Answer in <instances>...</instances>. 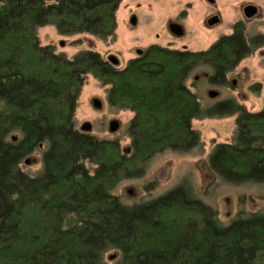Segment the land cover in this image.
I'll return each mask as SVG.
<instances>
[{"label": "trees", "instance_id": "obj_1", "mask_svg": "<svg viewBox=\"0 0 264 264\" xmlns=\"http://www.w3.org/2000/svg\"><path fill=\"white\" fill-rule=\"evenodd\" d=\"M120 2L0 0V264H105L111 249L117 264H264L260 210L223 222L186 181L131 204L114 192L156 154L198 147L193 119L231 114L235 133L214 144L208 166L232 185L264 183V107L251 111L232 97L205 104L188 84L199 68L209 83H227L264 47V32L248 35L237 20L206 49L151 44L123 67L94 50L68 57L40 42L48 24L62 35L113 37ZM88 74L107 86L110 105L132 112L129 151L76 127ZM40 144L42 169L31 176L20 163Z\"/></svg>", "mask_w": 264, "mask_h": 264}, {"label": "rangeland", "instance_id": "obj_2", "mask_svg": "<svg viewBox=\"0 0 264 264\" xmlns=\"http://www.w3.org/2000/svg\"><path fill=\"white\" fill-rule=\"evenodd\" d=\"M250 1L260 6V14L246 20L241 6ZM213 4L210 7L206 0H121L115 12L116 28L113 37L103 40L89 33L62 35L51 24L39 27L37 34L42 44H53L56 52H63L68 57L80 50L90 49L99 52L104 59L111 54L115 55L119 60L118 67H123L130 58L138 55V49L144 50L151 44L178 49H206L220 35L230 33L237 20L245 22L248 35L264 32V0H214ZM211 10L217 11L221 17L220 22L212 28L206 27L205 22ZM132 14L137 16L135 25L130 23ZM174 20L183 25V36L170 33L168 23ZM205 72V68H199L188 79V84L193 85L191 89L203 103L232 97L251 111L264 107V47L255 49L230 71L224 85L209 83ZM106 88L93 75L85 77L75 111V125L80 128L84 121H89L91 133L100 138H117L122 149L129 151L130 139L126 134V126L132 112L110 105L106 100ZM210 89L217 90L219 95L209 97L207 92ZM93 98L101 100L100 108L93 106ZM112 119L119 121V128L115 132L108 129ZM235 119L236 114L193 119V127L201 136L198 147L190 152L166 150L156 154L149 161L142 177L122 180L114 192L125 203L131 204L186 181L198 197L217 210L223 222L227 223L241 209L264 212V183L232 185L216 176L208 166L207 157L214 144L232 139ZM15 136L18 134L15 133ZM43 149L44 145L41 144L27 155L31 160L26 164L25 157L20 163L21 169L31 176L38 175L42 169ZM151 181L156 186L146 192L144 186ZM118 258V252L112 249L103 255L105 264H117Z\"/></svg>", "mask_w": 264, "mask_h": 264}, {"label": "water", "instance_id": "obj_3", "mask_svg": "<svg viewBox=\"0 0 264 264\" xmlns=\"http://www.w3.org/2000/svg\"><path fill=\"white\" fill-rule=\"evenodd\" d=\"M209 3H213L214 0H207ZM256 13V7L254 5H247L243 8V15L246 17V18H251L252 16H254V14ZM219 22V17L217 15L215 16H212L211 18H209L208 20V24L209 25H214L216 23ZM130 23L132 25H135L136 23V18L135 16H132L130 18ZM168 29L170 31L171 34L175 35V36H182L183 33H184V29H183V26L179 23H176V22H170L168 24ZM62 44V42H61ZM143 50L142 49H138L136 51V53L138 55L142 54ZM107 60H109L111 63H113L114 65H117L119 63V60L118 58L115 56V55H109ZM234 82V81H233ZM208 96L211 97V98H215L219 95V92L215 89H210L208 90L207 92ZM92 104L94 107L96 108H100L102 103H101V100L99 98H93L92 99ZM109 130L111 132H115L118 128H119V121L117 119H112L109 121V126H108ZM81 131H85V132H90L91 130V123L89 121H84L81 125H80V128H79ZM13 139H16V136H13ZM41 146V144H40ZM30 157H26L24 162L27 164L29 163L30 161ZM129 192H131V190H129ZM112 258V257H110Z\"/></svg>", "mask_w": 264, "mask_h": 264}, {"label": "flooded vegetation", "instance_id": "obj_4", "mask_svg": "<svg viewBox=\"0 0 264 264\" xmlns=\"http://www.w3.org/2000/svg\"><path fill=\"white\" fill-rule=\"evenodd\" d=\"M207 1V0H206ZM214 3V2H213ZM213 3H210V7H213L215 4H213ZM254 5L255 7H256V13L254 14V16H252L251 18H246L245 16V18H246V20H249V19H252V18H255V17H257L259 14H260V6L259 5H257L256 3H254V2H252V1H250V2H246V3H244V4H242V6H241V9H242V14H243V8L245 7V6H247V5ZM215 15H217L218 17H219V22H220V20H221V17H220V14L217 12V11H214V10H211V11H209V13H207V15H206V17H205V22H206V27H210V28H212V27H214L216 24H214V25H209L208 24V20H209V18H211L212 16H215ZM132 16H135V18H136V20H137V16H136V14H132L131 15V17ZM130 17V18H131ZM170 22H176V23H178V21L177 20H174V21H169V23ZM218 22V23H219ZM168 23V24H169ZM180 24V23H179ZM182 25V24H181ZM183 26V25H182ZM183 29H184V27H183ZM184 33H185V29H184ZM184 33H183V35H184ZM182 35V36H183ZM234 81V80H233Z\"/></svg>", "mask_w": 264, "mask_h": 264}]
</instances>
